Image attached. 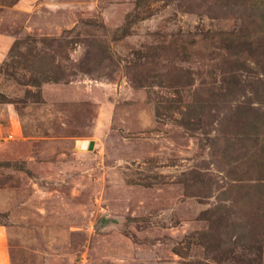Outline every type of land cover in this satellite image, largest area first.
<instances>
[{
	"label": "rangeland",
	"instance_id": "1",
	"mask_svg": "<svg viewBox=\"0 0 264 264\" xmlns=\"http://www.w3.org/2000/svg\"><path fill=\"white\" fill-rule=\"evenodd\" d=\"M13 2L12 264H264V0Z\"/></svg>",
	"mask_w": 264,
	"mask_h": 264
},
{
	"label": "crops",
	"instance_id": "2",
	"mask_svg": "<svg viewBox=\"0 0 264 264\" xmlns=\"http://www.w3.org/2000/svg\"><path fill=\"white\" fill-rule=\"evenodd\" d=\"M35 0H14L9 10L12 12H28ZM1 22V21H0ZM15 40L14 32L10 30H0V65L7 56L13 42ZM14 109L13 105L9 103L0 102V120H7V124L0 122V133L2 131H7L5 136L15 137L17 134L16 128L14 126ZM1 137V135H0ZM0 264H12V259L10 255V246L8 242V227L5 224L0 223Z\"/></svg>",
	"mask_w": 264,
	"mask_h": 264
},
{
	"label": "water",
	"instance_id": "3",
	"mask_svg": "<svg viewBox=\"0 0 264 264\" xmlns=\"http://www.w3.org/2000/svg\"><path fill=\"white\" fill-rule=\"evenodd\" d=\"M93 145H94V143H93V141H90L89 143H87L86 141H84L83 142V144H82V147H88V149H92L93 148Z\"/></svg>",
	"mask_w": 264,
	"mask_h": 264
}]
</instances>
